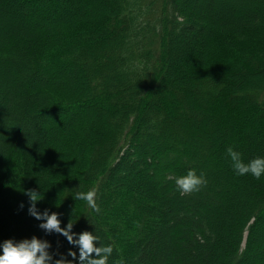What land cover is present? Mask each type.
<instances>
[{
    "label": "trees",
    "instance_id": "trees-1",
    "mask_svg": "<svg viewBox=\"0 0 264 264\" xmlns=\"http://www.w3.org/2000/svg\"><path fill=\"white\" fill-rule=\"evenodd\" d=\"M78 1L0 0V14L26 24L0 34L1 63L25 72L13 87L0 69V243L36 236L53 260H73L67 239L28 214L35 190L39 211L113 247L108 264H207L205 250L217 264L262 259L264 176L237 175L226 149L264 157V0L235 11L220 0H85L81 11ZM190 169L207 184L182 196L175 178ZM230 179L250 187L245 204ZM89 190L99 212L73 199ZM222 190L240 204L223 237L202 210L221 213Z\"/></svg>",
    "mask_w": 264,
    "mask_h": 264
},
{
    "label": "clouds",
    "instance_id": "clouds-1",
    "mask_svg": "<svg viewBox=\"0 0 264 264\" xmlns=\"http://www.w3.org/2000/svg\"><path fill=\"white\" fill-rule=\"evenodd\" d=\"M226 154L237 175L250 174L255 179L264 176V157H255L245 163L241 153L231 146L226 149ZM175 184L180 195L184 196L199 191L206 186L207 180L203 173L197 174L195 169H190L186 174L176 177ZM26 195L29 197L28 214L41 221L38 225L41 229L49 234L63 235L69 244L78 246V258L76 252L71 249L68 252L73 260L78 259V264H108V258L113 252V247L110 244L97 246L100 238L88 231H82L79 234L73 233V223L68 222L65 227H61L57 212L50 213L47 209L41 212L37 209L36 205L43 199V194L41 195L35 190H28ZM96 197V190H89L77 192L73 199L85 201L92 210L99 212L100 208L96 203ZM21 207H23L22 204ZM50 247L49 241L36 236L19 241L6 239L0 243V264H73V260H67L63 256L53 260V254L49 251Z\"/></svg>",
    "mask_w": 264,
    "mask_h": 264
},
{
    "label": "rangeland",
    "instance_id": "rangeland-1",
    "mask_svg": "<svg viewBox=\"0 0 264 264\" xmlns=\"http://www.w3.org/2000/svg\"><path fill=\"white\" fill-rule=\"evenodd\" d=\"M85 0L83 1H78L77 3H75L76 5V9L78 11H81L84 4H85ZM89 3L92 5V1L89 0ZM262 5H263V1L261 0H256L253 2V5L254 8L256 9H260L262 8ZM19 8V7H17ZM36 7H30V10L31 9H34ZM242 4L239 0H232L231 3H228L224 0H220V5H219V10L220 11H235V9H242ZM247 8V7H245ZM14 9V7H13ZM15 10V9H14ZM1 12V11H0ZM54 13L53 10H51V13ZM10 14V15H9ZM5 13V15H3L2 13L0 14V34L1 33H5L7 32L8 30H12V28L14 27H21V26H24L26 27V24L24 23V20L20 17L21 15H24L23 13L21 15H16V13L14 12H11V13ZM65 18L64 17H59V20L63 21ZM49 20H44V21H41L39 23H30V24H27V27L30 29H33L36 27L39 28V27H43L46 22H48ZM44 22V23H43ZM0 38H1V35H0ZM171 53L174 57H176V59H179L181 58V55L179 53V50L177 49V46H176V43L173 44L171 46ZM12 63V62H11ZM17 65L14 63V64H10V66L8 64H5V63H1L0 61V69L1 71H4L5 72V76L3 77V80H4V83H6V85H10V86H15V87H18L19 86V83L17 82V80H20L21 76L25 73H23V71H19L17 69ZM182 68V65H179V69ZM63 71V70H62ZM170 75H173V72L170 71L169 72ZM63 113V112H62ZM61 114V113H60ZM58 128V127H57ZM56 128V129H57ZM56 132V130H55ZM55 132L52 133V135H55ZM32 138L34 140H37L41 138L42 134L40 132H34L31 134ZM244 154V153H243ZM225 186H228L230 188H234L236 190V195L240 198L241 197V204H245V196L244 195H248L250 194V187H247L246 186V182H244L243 180H235V179H230V180H225L224 181V184ZM219 195H222L221 197V205L223 207V211L221 213H219L218 215H216V212L215 211H212V209L210 208V210L206 209L205 207L202 208V210L208 214L210 217H211V220L213 221L215 227H217L220 231V236L223 237V236H228L230 235L231 233V225H230V219H232V211L235 209V208H239L240 207V204L238 203L237 204V199L233 198L232 196L228 195L227 192H224V190L220 191L219 192ZM182 221V220H180ZM180 226H184L182 224H180ZM257 228L255 230V236L257 235V239L256 241L258 242H261L263 241V237H264V217H262V219L260 220V223H258L257 225ZM166 227V226H165ZM179 227V226H178ZM180 227V229L182 228ZM167 230H164V238L163 240L167 243L171 242L170 239H171V235H170V227L167 226L166 228ZM181 232V231H180ZM247 230H244V237L241 241V245L244 246L245 243H246V235H247ZM231 236V235H230ZM260 244V243H259ZM263 245V243H262ZM72 248L74 249V251H79L78 250V247L75 246V245H72ZM264 246V245H263ZM179 251H181V253L183 254V256L185 255V251L182 250V247L181 249H179ZM259 253V252H258ZM172 252H170V256H171ZM262 255H264V253H262ZM154 260H156V256H154L153 258ZM205 262L207 264H217L216 262H210L209 261V253L208 251L205 250V258H204ZM259 258L255 257L254 255L250 256L247 255L244 262H249V264H264V257L262 259H259ZM157 261V260H156ZM156 261H154V263H157ZM159 264V263H157Z\"/></svg>",
    "mask_w": 264,
    "mask_h": 264
}]
</instances>
